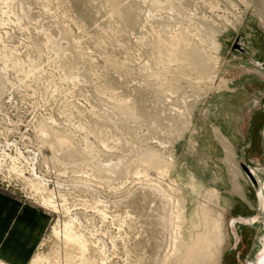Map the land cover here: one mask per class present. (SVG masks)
<instances>
[{"label": "rangeland", "instance_id": "obj_1", "mask_svg": "<svg viewBox=\"0 0 264 264\" xmlns=\"http://www.w3.org/2000/svg\"><path fill=\"white\" fill-rule=\"evenodd\" d=\"M119 1L0 0V191L48 217L28 264H203L189 251L204 207L220 264L245 226L229 209L244 191L253 263L264 213L240 163L264 197V151L218 126L244 128L231 86L264 80L231 49L238 36L264 64V0Z\"/></svg>", "mask_w": 264, "mask_h": 264}, {"label": "crops", "instance_id": "obj_2", "mask_svg": "<svg viewBox=\"0 0 264 264\" xmlns=\"http://www.w3.org/2000/svg\"><path fill=\"white\" fill-rule=\"evenodd\" d=\"M252 49L254 50L253 46ZM256 52V50L249 51L246 58L249 60L250 56L254 61H258L257 64H261L259 60L253 58V56H256ZM244 64L247 67L249 62L247 61ZM244 74L232 84L231 92L238 95V99L241 97L245 99L238 107V109L244 110V114H248L245 127L243 128V125L239 124L238 118L235 121L230 120V125H228L231 127L227 130L224 129L227 123L217 126L227 134L236 149L247 148L252 144V147L257 145L256 149H259L263 153L264 80L252 71L245 72ZM257 97L260 100V104L256 106L254 98ZM242 111L239 114H242ZM244 114L242 115L244 116ZM225 116L229 119L227 112ZM244 192L249 202H244L240 196L236 195L238 201L236 200L234 203H231L229 209L233 212L232 219L241 218L250 221L254 214L253 206L255 199L252 193ZM234 223L245 226L236 227L235 234L232 236L234 240L223 253L220 264H239L240 260L244 261L247 256L243 257V255L247 251V247L250 246L249 242L253 239L250 236L251 233L248 231L251 230L256 233V221L243 223L235 221ZM47 224L48 217L43 211L31 204L22 203L14 196L0 191V261L6 264H28L39 245ZM243 232L247 233L245 237H241ZM243 239H247L248 245L241 243ZM240 243L243 245L242 251L238 250ZM244 263L246 264L247 262L244 261Z\"/></svg>", "mask_w": 264, "mask_h": 264}, {"label": "bare ground", "instance_id": "obj_3", "mask_svg": "<svg viewBox=\"0 0 264 264\" xmlns=\"http://www.w3.org/2000/svg\"><path fill=\"white\" fill-rule=\"evenodd\" d=\"M118 1L119 0H105V2H108L112 6V8L115 10L114 12H117L120 9V7L118 6V4H119ZM125 21L127 23H129V24H131L133 22V19H132L130 14H125ZM174 50L175 49H170L168 51L169 53L167 54V57H170V58H173V59L176 58V57H177V59H178V57L182 58L184 53L182 51H178V50L174 51ZM258 70L262 71L263 69H261L259 67ZM150 157L154 158V156H150ZM263 187H264V185H263ZM257 188H258L259 198L261 199L259 201H260L261 208L263 210L262 211V214H263L264 213L263 192L260 189V185ZM41 203L44 206H50L49 202L46 201L45 199H42ZM207 209L205 207L204 208H199V211H198L197 214L199 215V218L201 220L200 222H202V226L201 227H203V228L199 229L200 231H198V232L196 231V233H194L193 236H191V240L190 241H191L192 247L190 248L189 253L193 257L198 258L203 264H215L214 258H213V256L211 255L210 252H211L212 248L215 246V244L217 243V239L218 238H217V233L216 232H213L212 236L204 234V230H205V226H206L205 222L207 221L206 220L207 219ZM257 218L258 217H256L255 219H257ZM195 230H197V229H195ZM260 242H261V248H260L259 253H258L257 257H256V262L253 263V264H264V235L261 237V241ZM189 253H188V256H189Z\"/></svg>", "mask_w": 264, "mask_h": 264}, {"label": "water", "instance_id": "obj_4", "mask_svg": "<svg viewBox=\"0 0 264 264\" xmlns=\"http://www.w3.org/2000/svg\"><path fill=\"white\" fill-rule=\"evenodd\" d=\"M239 42H240V40H239V37L237 36L236 38H235V40H234V42H233V44H232V47H231V49L232 50H237V51H239V52H241L243 55H245V56H247V52H245L243 49H242V47L239 45ZM256 66H258V67H260V68H264V64H257ZM240 168L242 169V171L245 173V175L248 177V179L250 180V182H251V185L253 186V188H254V190H255V193H256V196L259 198V195H258V182H257V180H256V178H255V175H254V173H253V171H252V169L248 166V165H246V164H244V163H240ZM257 216H253L251 219H250V221H246V220H244V219H241V218H239V219H232L231 221H232V223L233 222H235V221H239L240 223H243V222H254V221H256L257 222V219H255ZM256 262V258H255V261L253 262V263H255ZM252 262H247L246 264H253Z\"/></svg>", "mask_w": 264, "mask_h": 264}, {"label": "flooded vegetation", "instance_id": "obj_5", "mask_svg": "<svg viewBox=\"0 0 264 264\" xmlns=\"http://www.w3.org/2000/svg\"><path fill=\"white\" fill-rule=\"evenodd\" d=\"M258 178V177H257ZM246 201H247V203L249 202V200L248 199H246Z\"/></svg>", "mask_w": 264, "mask_h": 264}]
</instances>
